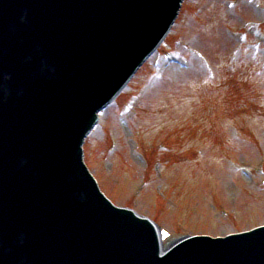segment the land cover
I'll use <instances>...</instances> for the list:
<instances>
[{
  "label": "water",
  "instance_id": "obj_1",
  "mask_svg": "<svg viewBox=\"0 0 264 264\" xmlns=\"http://www.w3.org/2000/svg\"><path fill=\"white\" fill-rule=\"evenodd\" d=\"M181 2L0 0V264H264V227L160 257L151 222L113 206L83 163L97 113Z\"/></svg>",
  "mask_w": 264,
  "mask_h": 264
},
{
  "label": "rangeland",
  "instance_id": "obj_2",
  "mask_svg": "<svg viewBox=\"0 0 264 264\" xmlns=\"http://www.w3.org/2000/svg\"><path fill=\"white\" fill-rule=\"evenodd\" d=\"M229 1L187 0L161 49L182 61L157 54L85 142L102 189L165 246L264 223V0Z\"/></svg>",
  "mask_w": 264,
  "mask_h": 264
},
{
  "label": "bare ground",
  "instance_id": "obj_3",
  "mask_svg": "<svg viewBox=\"0 0 264 264\" xmlns=\"http://www.w3.org/2000/svg\"><path fill=\"white\" fill-rule=\"evenodd\" d=\"M176 23H177V21H176ZM137 74H138V73H137ZM133 80H134V79H133ZM131 82H132V81H131ZM129 85H130V83H129ZM129 85H128V86H129ZM128 86H127V87H128ZM127 87H126V88H127ZM126 88H125V89H126ZM123 92H124V90L120 93V95H122ZM120 95H119V96H120ZM91 134H92V132H91ZM91 134H90V135H91ZM91 153H92V155H91V159L93 158L92 160H94V162H97L98 160H97L96 156H94V154H93L94 151L91 150Z\"/></svg>",
  "mask_w": 264,
  "mask_h": 264
}]
</instances>
